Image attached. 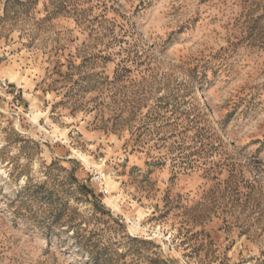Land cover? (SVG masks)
I'll use <instances>...</instances> for the list:
<instances>
[{"label": "rangeland", "instance_id": "obj_1", "mask_svg": "<svg viewBox=\"0 0 264 264\" xmlns=\"http://www.w3.org/2000/svg\"><path fill=\"white\" fill-rule=\"evenodd\" d=\"M0 264H264V0H0Z\"/></svg>", "mask_w": 264, "mask_h": 264}]
</instances>
